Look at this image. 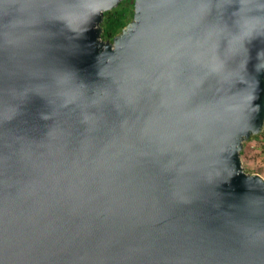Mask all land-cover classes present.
I'll return each mask as SVG.
<instances>
[{
	"label": "water",
	"instance_id": "obj_1",
	"mask_svg": "<svg viewBox=\"0 0 264 264\" xmlns=\"http://www.w3.org/2000/svg\"><path fill=\"white\" fill-rule=\"evenodd\" d=\"M122 1L0 0V264H264V0Z\"/></svg>",
	"mask_w": 264,
	"mask_h": 264
},
{
	"label": "trees",
	"instance_id": "obj_2",
	"mask_svg": "<svg viewBox=\"0 0 264 264\" xmlns=\"http://www.w3.org/2000/svg\"><path fill=\"white\" fill-rule=\"evenodd\" d=\"M134 1L135 0H123L117 7L104 13V19L102 22L103 39L111 40L132 20L134 15ZM262 134L263 133H260L252 137L249 141ZM245 153L246 149L244 148L242 156H244Z\"/></svg>",
	"mask_w": 264,
	"mask_h": 264
},
{
	"label": "rangeland",
	"instance_id": "obj_3",
	"mask_svg": "<svg viewBox=\"0 0 264 264\" xmlns=\"http://www.w3.org/2000/svg\"><path fill=\"white\" fill-rule=\"evenodd\" d=\"M260 136L245 142L246 153L242 156L243 166L247 172L264 175V130ZM253 145V146H252Z\"/></svg>",
	"mask_w": 264,
	"mask_h": 264
},
{
	"label": "clouds",
	"instance_id": "obj_4",
	"mask_svg": "<svg viewBox=\"0 0 264 264\" xmlns=\"http://www.w3.org/2000/svg\"><path fill=\"white\" fill-rule=\"evenodd\" d=\"M66 19H73V16L65 17ZM261 27V20L258 17L246 16L242 23V32L244 36L253 35ZM15 109L12 106H8V119H11L14 115Z\"/></svg>",
	"mask_w": 264,
	"mask_h": 264
},
{
	"label": "crops",
	"instance_id": "obj_5",
	"mask_svg": "<svg viewBox=\"0 0 264 264\" xmlns=\"http://www.w3.org/2000/svg\"><path fill=\"white\" fill-rule=\"evenodd\" d=\"M252 140H253V139H252ZM252 140H251V141H252ZM252 146H253V145H252ZM258 172H259V171H258ZM260 174H262V173H260ZM263 176H264V175H263Z\"/></svg>",
	"mask_w": 264,
	"mask_h": 264
},
{
	"label": "flooded vegetation",
	"instance_id": "obj_6",
	"mask_svg": "<svg viewBox=\"0 0 264 264\" xmlns=\"http://www.w3.org/2000/svg\"><path fill=\"white\" fill-rule=\"evenodd\" d=\"M112 39H113V38H112ZM112 39H111V40H112ZM108 40H110V39H108Z\"/></svg>",
	"mask_w": 264,
	"mask_h": 264
}]
</instances>
